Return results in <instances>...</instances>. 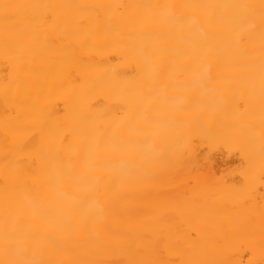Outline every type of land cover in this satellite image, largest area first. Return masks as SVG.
Returning a JSON list of instances; mask_svg holds the SVG:
<instances>
[{
    "label": "bare ground",
    "instance_id": "obj_1",
    "mask_svg": "<svg viewBox=\"0 0 264 264\" xmlns=\"http://www.w3.org/2000/svg\"><path fill=\"white\" fill-rule=\"evenodd\" d=\"M0 264H264V0H0Z\"/></svg>",
    "mask_w": 264,
    "mask_h": 264
}]
</instances>
